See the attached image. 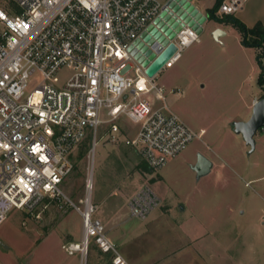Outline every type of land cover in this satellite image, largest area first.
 I'll return each instance as SVG.
<instances>
[{
    "label": "built area",
    "instance_id": "built-area-1",
    "mask_svg": "<svg viewBox=\"0 0 264 264\" xmlns=\"http://www.w3.org/2000/svg\"><path fill=\"white\" fill-rule=\"evenodd\" d=\"M245 1L221 0L217 12L233 15ZM166 2L0 0V222L13 209L32 212L44 200L62 202L81 217L80 241L63 245L68 254L84 257L94 243L110 255L112 264H129L95 216L98 129L104 127L116 139L124 119L135 124L127 142L150 171L203 133L193 131L168 107L165 90L155 81L185 47L199 41L196 29L184 23L172 38L166 36V44L158 43L159 51L152 49L155 55L146 65L129 49L133 46L147 58L134 41H143L141 33L154 24ZM170 43L175 51L149 77L147 65ZM63 69L67 74L60 78ZM35 76L40 83L29 91ZM38 92L39 102L31 103L30 96ZM84 141L88 168L83 194L75 202L62 182L74 169L75 151ZM158 201L144 184L129 199L130 214L145 218Z\"/></svg>",
    "mask_w": 264,
    "mask_h": 264
},
{
    "label": "rangeland",
    "instance_id": "rangeland-1",
    "mask_svg": "<svg viewBox=\"0 0 264 264\" xmlns=\"http://www.w3.org/2000/svg\"><path fill=\"white\" fill-rule=\"evenodd\" d=\"M193 1L207 16L204 30L199 34L201 43L195 42L185 47L172 66L162 68L156 74L155 81L163 86L168 107L193 131L203 129L204 132L201 137L188 142L179 154L168 159L161 168L147 171L140 165L142 158L137 149L127 142L132 137L135 124L124 119L121 133L116 139H111L104 127L98 129L93 167L95 216L106 219L115 213H126V218L132 216L129 199L142 185L147 184L159 201L145 218H130L133 224L142 225L149 218H154L144 226L147 231L144 235L146 252L141 258H136L137 261L144 264H185L178 253L169 256L171 249L175 250L180 245L179 242L169 243V238L177 233L173 223L185 216L179 208L180 204H184L195 213L196 219L213 230L211 237L217 238L223 245H227L226 241L231 235L227 233L232 229L230 225L236 224V230L243 232L237 237V247L229 254L232 256L237 251L242 262L264 264V177L247 182L251 177L243 176L248 171L264 174V149L258 153H245L239 159L237 169L243 175L235 177L231 184L217 180L215 173L198 178L191 168L197 152L209 157L211 147L228 142L231 137L226 127L232 130L230 122L243 116L235 112L239 105L234 90L238 72L227 61L222 44L212 35H206V29L213 20L209 18V10L215 0ZM216 15L222 16L217 11ZM66 74L67 70L63 69L59 77L64 78ZM32 79L28 84L29 91L40 83L41 77ZM39 99L38 92L30 96L29 101L37 103ZM79 150L74 154V169L62 182L63 190L75 202L83 194L88 168L86 151L79 156ZM255 162L260 167L253 168ZM220 170L224 171L222 167ZM65 224L76 236L79 235L82 229L79 213L55 200H44L32 212L11 210L0 222V243L7 245H0V264H111L109 257L92 245L88 246L84 257L78 256V253L68 254L63 245L69 242H62L60 246L56 233L45 242L46 246H33L44 235L62 230ZM247 225L249 227H244ZM258 229L262 230L261 233ZM205 261L207 264V259Z\"/></svg>",
    "mask_w": 264,
    "mask_h": 264
},
{
    "label": "crops",
    "instance_id": "crops-1",
    "mask_svg": "<svg viewBox=\"0 0 264 264\" xmlns=\"http://www.w3.org/2000/svg\"><path fill=\"white\" fill-rule=\"evenodd\" d=\"M233 15L241 20L247 27H252L257 22L264 27V0H246L242 8ZM216 28H220L223 31L216 40L222 44V50L225 53L227 61L238 72L237 85L234 87V90L237 93L236 98H239V105L236 106L237 111L235 112H240L243 116L238 117L235 121L247 120L252 112L254 102L264 96V86L259 82L261 68L256 59V56L261 51V47L243 45L241 43L240 32L230 23H220L211 20V25L206 29V35H212V32ZM198 43H201L200 37ZM261 63L264 66V57H262ZM238 107L239 109H237ZM226 128L228 129L227 133L231 139L228 142L223 141L222 145L216 144L214 147H211V156H205L212 162L209 173H215L216 179L219 181L223 180L222 183L226 182L227 184H231L235 177H242L243 175V173L237 169L239 159H241L245 153H258L264 149V128L257 130V132H259L258 134H256L257 132L254 134L255 146L254 150L250 153L247 152L248 146L245 144L242 136L234 133L228 126ZM192 164L193 163H191V165ZM220 167H222L224 171H221ZM257 167H260V164L255 162L253 168L256 169ZM226 168L227 170H225ZM247 175H249V178L251 177L247 182L257 181L264 177V174H261L260 171H248L244 173L243 176ZM162 193H159V195ZM179 208L180 212L185 214V216L173 223V228L175 231L177 230V233L175 232L176 234L169 238V243H171V241L174 243L179 242L180 245L175 250L171 249L169 256L178 253L177 255H179V258L185 264H206V259L208 261L207 264H226V262L228 264H250L249 261L242 262L240 255L237 256V251L236 254L232 256L229 254L230 251L237 247V245L235 246L237 237L243 232L241 230H236V224L234 225L232 223L230 225V228L233 230L227 231V233L231 235L226 241L227 245H223L217 238L211 237V235H213V230H209L203 222L196 219L195 213L189 211L186 205L180 204ZM126 216V213H122L121 215L115 213L112 214L109 219L96 217L102 221L108 237L114 242L122 256L128 260L130 264H144L139 262V260L137 261L136 258H141V256L144 255V251L146 252V237H144V235L147 231L144 230V226L150 224L154 218H149L150 220L148 219V221L144 222L142 225V223L133 224L130 219L132 216H128L127 218ZM63 226L65 227H62L60 231L50 232L44 235L38 242H34L33 246H46L45 242L54 233L57 234V242L60 246L62 242H79L78 238L79 236L81 238L82 229H80L79 235L76 236L70 227H66V224ZM244 227H249V225ZM258 231L261 233L262 230L258 229ZM259 237L261 240V235H259ZM262 242H264V238ZM0 245L2 246L1 243ZM89 245L96 246L94 243H90ZM6 246L7 245H4L2 247ZM97 250L110 259L108 253H103L98 248ZM244 253L248 256L246 250Z\"/></svg>",
    "mask_w": 264,
    "mask_h": 264
},
{
    "label": "water",
    "instance_id": "water-1",
    "mask_svg": "<svg viewBox=\"0 0 264 264\" xmlns=\"http://www.w3.org/2000/svg\"><path fill=\"white\" fill-rule=\"evenodd\" d=\"M167 7L164 8L159 17L154 20V24H150L147 27V31L141 33L140 37L143 41L137 38L134 44L147 55V58L140 55L137 48L130 46L131 53L134 54L139 61H142L143 65L148 63L149 59H152L155 52L160 50L158 43L166 44L168 38H172L177 31L180 30L184 23H187L192 28L196 29V32L200 34L203 30V24L207 20L206 14L199 11L188 0H167ZM223 31L220 28H216L212 32V36L216 39ZM166 36L168 38H166ZM146 42V44L144 43ZM150 45L151 48L148 47ZM174 44L170 43L163 49L146 67V74L153 76L168 59V57L175 51ZM231 128L234 133L240 134L247 146H249L248 152H252L255 146L254 134L259 129L264 128V96L257 99L253 106L252 112L247 120H238L230 122ZM212 167V162L202 153L196 154L195 162L191 165V168L196 172V176L199 178L209 173Z\"/></svg>",
    "mask_w": 264,
    "mask_h": 264
},
{
    "label": "trees",
    "instance_id": "trees-1",
    "mask_svg": "<svg viewBox=\"0 0 264 264\" xmlns=\"http://www.w3.org/2000/svg\"><path fill=\"white\" fill-rule=\"evenodd\" d=\"M220 2L221 0H215L213 6L209 10V18L220 23H230L235 26L240 32L241 43L243 45L261 47V51L256 56V59L261 68L259 82L260 84H262V86H264V66L261 63V59L262 57H264V27L259 22H257L252 27H247L241 20L236 18L234 15L217 16L216 11ZM87 147V141H84L79 147L80 150L78 155H82L83 152L87 150ZM140 165L143 167L144 170L150 171V169L143 160L140 162Z\"/></svg>",
    "mask_w": 264,
    "mask_h": 264
},
{
    "label": "bare ground",
    "instance_id": "bare-ground-1",
    "mask_svg": "<svg viewBox=\"0 0 264 264\" xmlns=\"http://www.w3.org/2000/svg\"><path fill=\"white\" fill-rule=\"evenodd\" d=\"M202 132H204V131H202Z\"/></svg>",
    "mask_w": 264,
    "mask_h": 264
}]
</instances>
